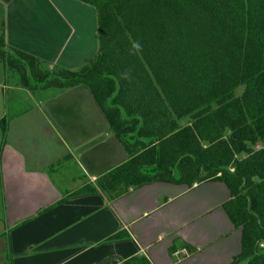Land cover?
<instances>
[{"label": "trees", "instance_id": "1", "mask_svg": "<svg viewBox=\"0 0 264 264\" xmlns=\"http://www.w3.org/2000/svg\"><path fill=\"white\" fill-rule=\"evenodd\" d=\"M81 1L97 10L92 60L50 67L11 46L3 27L0 62L31 88L91 89L129 153L97 180L110 199L159 180L222 181L242 234L232 263L264 264V0ZM8 125L3 117V143Z\"/></svg>", "mask_w": 264, "mask_h": 264}, {"label": "crops", "instance_id": "2", "mask_svg": "<svg viewBox=\"0 0 264 264\" xmlns=\"http://www.w3.org/2000/svg\"><path fill=\"white\" fill-rule=\"evenodd\" d=\"M3 27L11 46L50 67L75 70L98 52L97 10L81 0H0V35ZM11 77V91L32 103L0 112L9 119L4 143L0 126V264H126L136 255L233 264L242 234L224 206L226 183L159 180L110 199L97 180L129 153L91 89ZM89 185L97 190L79 192ZM184 248L188 255L174 254Z\"/></svg>", "mask_w": 264, "mask_h": 264}, {"label": "rangeland", "instance_id": "3", "mask_svg": "<svg viewBox=\"0 0 264 264\" xmlns=\"http://www.w3.org/2000/svg\"><path fill=\"white\" fill-rule=\"evenodd\" d=\"M94 56L90 60H92L94 58ZM90 60H88V61H90ZM3 67H4L3 63L0 62V112L3 109V111L5 110V112L8 113V115H9V113L13 114L17 110H20L22 105L23 104L25 105L26 102H27V104H29V103H32V101L28 100V96H26L25 94L21 95V93L19 94L18 92L11 91L12 87L15 86V82L13 81L14 78L11 76H15V78H17V77H19V74L15 70L9 71L7 73V75L3 74V69H4ZM20 84H22V83H20ZM3 85H5L6 87L11 86V88L10 89L6 88L3 90V88H2ZM6 90H9V91H6ZM15 95L26 96L27 97L26 99L28 101H26V99H21L19 97H16ZM15 98H17V99H15ZM20 100H22V101H20ZM124 116H126V115H124ZM237 264H239V263H237ZM240 264H246V263L243 262Z\"/></svg>", "mask_w": 264, "mask_h": 264}, {"label": "built area", "instance_id": "4", "mask_svg": "<svg viewBox=\"0 0 264 264\" xmlns=\"http://www.w3.org/2000/svg\"><path fill=\"white\" fill-rule=\"evenodd\" d=\"M174 254L177 256V257H179L180 255H188V250L187 249H181V250H177V251H175L174 252Z\"/></svg>", "mask_w": 264, "mask_h": 264}]
</instances>
